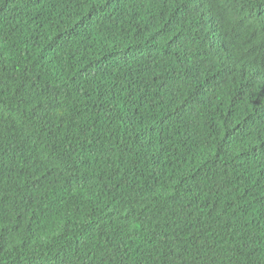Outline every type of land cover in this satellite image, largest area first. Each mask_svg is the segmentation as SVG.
Masks as SVG:
<instances>
[{
  "label": "trees",
  "instance_id": "trees-1",
  "mask_svg": "<svg viewBox=\"0 0 264 264\" xmlns=\"http://www.w3.org/2000/svg\"><path fill=\"white\" fill-rule=\"evenodd\" d=\"M0 264H264V0H0Z\"/></svg>",
  "mask_w": 264,
  "mask_h": 264
}]
</instances>
